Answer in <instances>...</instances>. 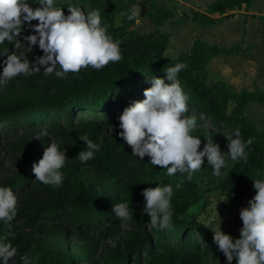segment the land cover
<instances>
[{
	"label": "trees",
	"instance_id": "trees-1",
	"mask_svg": "<svg viewBox=\"0 0 264 264\" xmlns=\"http://www.w3.org/2000/svg\"><path fill=\"white\" fill-rule=\"evenodd\" d=\"M134 1L129 0V5ZM27 2L34 9L40 7V0ZM253 2L254 0H216L206 11L193 10L191 14L184 13L182 17L198 25L211 26L221 20L212 14L228 13L223 17H230L233 15L230 11L240 9L244 3L251 7ZM143 3L146 10L140 12L139 16L151 22L152 29L148 32L139 30L136 20H128L117 26L116 14L124 10L121 3L106 4L104 0H54V6L61 7L65 15L70 14L69 6L76 7L85 14L92 10L99 11L102 25L107 26L108 34L120 42L122 59L110 62L100 70L88 67L79 73H69L60 78L57 84H41L44 77L39 73L23 75L25 82L30 85L24 94L13 98L0 96V124L38 125L45 119H66L71 122L77 118V124H70L71 135L58 146L61 150L66 149L68 156L61 169L63 183L77 186L69 206L70 209L81 211L79 222L95 232L99 239L115 237L112 228L117 225L118 220L112 211L114 204L124 202L130 205L142 196L146 188L171 185V230L148 227L147 219L144 226L134 230L127 239L117 241L98 259H93L90 251L76 257L52 248L42 251L35 236L25 227L16 226L14 221L23 217L28 225L29 220L35 217L61 218L62 215L72 213L65 205L59 204L58 200L54 206L61 209L62 214L54 212L49 216L45 213L26 216L23 208L17 207V215L10 223L0 221V242H10L17 249L16 254L42 251V255L59 259L63 264H214L217 260L221 261L220 264H228L224 253L214 242V234L188 215L193 200L203 193L197 185L196 172L191 178H188L186 172L168 176L167 169L152 165L150 157L145 156L142 160L134 156L132 148L120 136L122 129L119 117L126 107L146 98L144 91L152 86V77L164 78L168 83L166 69L178 63L186 64L187 67L178 73L177 78L188 97V110L236 134L245 143L249 138L253 139V143L245 148L247 161L240 159L234 163L219 182L220 187L234 190L243 202L246 195L254 189V180L264 178V132H259L256 124L244 114V107L252 101L264 105V90L256 87L250 92L233 93L224 84L202 83L205 77L197 74L211 56L246 52L247 49L242 48L240 43L220 48L199 42L190 54H182L172 61L164 59L155 51V46L163 38V33L157 26L160 20H167L175 14L150 0ZM37 23L36 20L32 21V25ZM31 34L33 28L25 21L20 37L11 43L5 40L0 44V60L16 46H29L24 37ZM32 49L44 55L38 45ZM223 90L236 103L233 113L228 112V98L220 99L217 95ZM85 112L102 116L86 120L82 116ZM195 127L191 134L201 139L202 151L207 140L198 130H194ZM83 135H87L100 148L92 159L82 163L77 155L86 147V142L80 139ZM46 144L45 142L43 145ZM202 167L213 171L206 157ZM234 262L235 259L232 264Z\"/></svg>",
	"mask_w": 264,
	"mask_h": 264
},
{
	"label": "clouds",
	"instance_id": "clouds-1",
	"mask_svg": "<svg viewBox=\"0 0 264 264\" xmlns=\"http://www.w3.org/2000/svg\"><path fill=\"white\" fill-rule=\"evenodd\" d=\"M39 4L40 7L34 9L27 0H0V44L5 40L11 43L20 37L24 22L27 21L33 28V34L24 39L31 48L38 45L44 53L35 63L24 53L9 54L3 62L0 85H7L20 75L37 73L40 66L44 67L45 76L55 73L58 78H64L69 73H79L88 67L100 70L110 62L122 59L120 42L108 34L99 11L92 10L85 14L69 6L70 14L65 15L61 7L54 6V0H40ZM139 13L140 9L134 7L127 19L139 23ZM34 20L38 23L32 25ZM186 67L184 63L168 67V83L161 77L151 78L152 86L144 91L146 98L126 107L119 117L122 129L120 136L132 148L134 156L142 160L145 156L150 157L151 164L167 169L168 176L186 172L191 178L194 172L201 169L205 157L213 168V175L219 176L221 169L226 166L220 145L213 139H207L201 151V139L191 134L196 120L184 115L188 112V97L177 77ZM80 139L86 142L85 150L77 155L83 163L94 157L100 145L87 135L80 136ZM228 140V156L234 161H247L245 148L253 143V139L249 138L246 143L238 137H228ZM67 158L66 149L61 150L56 142H51L43 157L33 165L36 180L44 185L60 187L63 182L61 169ZM253 187L256 194L249 201V206L240 211L243 227L240 237L235 241L230 234L222 231L220 216L218 221L202 223L213 230L214 242L224 253L228 264H232L234 259L236 264H264V180L255 179ZM142 195L146 201L143 211L150 216L149 226L171 230L172 186L149 187L143 190ZM17 204L18 199L12 188L0 186V221L10 223L17 215ZM112 211L124 222L121 227H127L126 222L132 218L130 205L117 203ZM16 251L10 242H0V262L8 264Z\"/></svg>",
	"mask_w": 264,
	"mask_h": 264
},
{
	"label": "rangeland",
	"instance_id": "rangeland-1",
	"mask_svg": "<svg viewBox=\"0 0 264 264\" xmlns=\"http://www.w3.org/2000/svg\"><path fill=\"white\" fill-rule=\"evenodd\" d=\"M144 1L137 0L136 4H134L136 8L140 9V12L146 10V7L142 4ZM205 1L195 0V3L203 5ZM104 2L106 4H123L124 10L116 14V24L118 20L119 25L128 21L127 16L130 10L134 8L133 5H129V0H104ZM161 2L163 3L162 6L174 9L175 18L172 21H159L157 29L163 33V38L155 46V51L164 59L172 61L182 54L192 53L195 45L200 40H198V36L195 35L192 29L187 28L186 33H181L180 30L183 28H177L178 23H180L179 11L189 13L183 7L185 4L178 0H162ZM138 19L139 23L135 21V24L139 30L148 32L152 29L151 22L147 18L138 16ZM261 29L252 28L253 36L258 37ZM218 35L223 37V44L228 45L231 40L237 39L239 35L238 23H230L227 27L219 30ZM12 52L17 55L24 53L33 63L37 61L38 57L43 56V54L36 52L28 45L16 46L9 54ZM8 55L0 60V73L3 71V62ZM242 58L241 56L220 60L209 58L208 62L197 74L205 77V81L202 83L224 84L233 93L250 91L256 85L254 82L256 78L261 80L264 88V65L258 63L256 66L251 65L249 67L245 63L249 58L246 57L245 61ZM248 63L249 65L251 64L250 60ZM58 70L59 66H57ZM37 73L43 75L44 81H41L43 85L57 84L60 80L55 73L45 76L43 66H40V71ZM231 83L236 85L238 89L232 87ZM29 87L30 85L25 82L23 75H20L10 80L7 85H0V96H6L7 98L17 97L24 94ZM217 95L220 99L228 98L225 90ZM255 104L248 107L249 109H247L246 105L244 114L256 124L259 132H264V109ZM235 105V101L228 98L227 108L229 113H233ZM184 115L198 120L194 130H198L197 132L206 140L213 139L214 142L218 143L221 151L224 152L223 155L226 160V166L221 169L219 176L213 175V171L206 167H201L196 172L195 179L203 193L193 200L188 215L205 224L218 221L220 216L222 231L230 234L235 241V239L240 237L243 227L240 211L242 208L249 206V201L256 194V189L254 188L246 195L245 200L241 202L234 190H229L219 185L220 180L225 177L227 169L239 161L232 160L227 154L229 150L228 137L235 139L238 136L220 125L213 124L206 117L191 110H188ZM82 116L86 120H93L100 118L102 115L85 112ZM77 121V118H74L71 122L66 119H59L58 121L45 119L44 122H39L38 125H30L28 123L0 124V186L12 188L18 199L17 207H22L26 216L36 213H45L48 216L54 212L62 214L61 209L54 206L58 200H60L59 204L65 205L69 211H72L68 215H62L61 218L35 217L33 220H29L28 225L25 224L26 220L23 217L15 219L16 226L25 227L27 231L35 236L40 250L45 251L52 248L71 254L74 257L90 251L92 258L98 259L106 253L109 247L114 246L117 241L127 239L134 230L144 226L145 221L147 219L150 220V216L143 211L146 201L142 195L130 204L132 218L126 222L127 227H121L124 222L116 217L118 223L112 228L115 232V237L99 239L95 232H92L85 224L79 222L81 211L72 208V206V209H70V201L76 194L77 186L67 185L62 182L60 187H53L44 185L36 180L32 171L33 165L38 163L43 157L46 147L51 142H56L58 145L63 144L72 133L70 124H77ZM45 142L47 144L43 145ZM149 224L148 227H150ZM206 228L213 233L212 229ZM200 238L202 239V237ZM41 252L17 253L8 264H63L59 259L42 255ZM220 262V260H217L214 264H220ZM234 264H236V260Z\"/></svg>",
	"mask_w": 264,
	"mask_h": 264
},
{
	"label": "crops",
	"instance_id": "crops-1",
	"mask_svg": "<svg viewBox=\"0 0 264 264\" xmlns=\"http://www.w3.org/2000/svg\"><path fill=\"white\" fill-rule=\"evenodd\" d=\"M153 3L160 5L162 2V0H157V2H155L156 0H150ZM181 3V5H183V7L189 12L188 14H191L193 10H199V11H206V9L209 7V5L213 2H215L216 0H206L205 3L203 5H197L198 3H195V0H178ZM137 0H135L132 5L134 7H136L134 4H136ZM160 3V4H158ZM142 4L144 5V3L142 2ZM131 5V6H132ZM163 3L160 5L162 6ZM145 7V6H144ZM164 7V6H162ZM142 8V6H141ZM167 9H170L174 12V9L169 8V7H164ZM142 11V10H141ZM187 13V12H181L179 11V15H180V23H178L177 28H183L181 29V33H186L187 32V28H190L194 31L195 35L198 36V40H200V42H204L207 45H215L218 46L220 48L222 47H230L232 45H235L237 43H240V46L244 49H247L246 52H241L240 54H230V55H219V56H211L210 58L214 59V60H220L223 58H236V57H243L242 60L245 61L244 59L247 57L249 58L248 61L250 60L251 64L249 65L248 61L245 62L247 63V65L249 67H251V65H258V63L263 64L264 65V0H254L253 4L251 7H247L246 4L244 3L242 5V7L240 9H236L233 11H230L229 13H233V15H231L230 17H223L226 14H220V13H214L212 14L213 17H219L221 18V20L217 23H215L214 25L211 26H202V25H198L193 23L191 20L188 19H183V14ZM175 14V12H174ZM174 17H171L165 21H172L174 20ZM233 22H237L238 23V28H239V35L237 37L241 38L240 39H233L230 41V43L228 45H224L223 44V37L218 35V31L222 30L224 27H227V25H230V23ZM262 28L261 29V33L259 34L258 37H254L253 36V30L252 28ZM215 33V34H214ZM242 34V35H241ZM237 40V41H236ZM218 57V58H216ZM255 82V87L253 86L252 90H254L256 87L264 90L263 88V83L261 82V80L258 78H256ZM232 87H234L235 89L237 86L233 85L232 83L230 84ZM240 91V90H239ZM248 91V92H250ZM240 93V92H238ZM256 103V104H255ZM257 101H252L249 102L247 104V109H249L248 107H250L251 105L255 104L258 105L259 107L264 109V105L259 103Z\"/></svg>",
	"mask_w": 264,
	"mask_h": 264
}]
</instances>
